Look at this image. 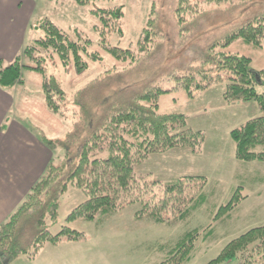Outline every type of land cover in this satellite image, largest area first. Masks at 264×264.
I'll list each match as a JSON object with an SVG mask.
<instances>
[{
  "label": "trees",
  "instance_id": "1",
  "mask_svg": "<svg viewBox=\"0 0 264 264\" xmlns=\"http://www.w3.org/2000/svg\"><path fill=\"white\" fill-rule=\"evenodd\" d=\"M93 1L73 0L78 5ZM172 1V30H167V18L163 17V10L169 11V2L153 0L133 50L112 46L107 41L112 35H123L121 6L92 11L97 19L99 46L109 57L126 65L121 69L109 68L71 96L78 117L74 131L58 140L65 150L58 158L61 162L56 160L60 164L53 165V157L49 160L21 204L0 224V264H10L21 256L32 260L47 244L81 238V232L67 225H62L56 234L49 231V224L58 217L60 199L69 187L81 190L86 202L67 215L68 224L77 220L100 224L136 202L142 203L143 212L158 223L174 225L190 218L194 210L189 208L190 204L198 198L199 205L204 179L183 177L162 187L134 174L149 154L177 148L198 153L202 148L203 133L189 130L185 115L158 112L157 99L166 91L155 83L163 77L176 81V87L182 88L188 98H193V91H202L222 78L228 80L222 94L224 102H252L261 113L230 132L234 158L239 162L264 163V85L251 68L249 58L226 51L237 40L257 49L264 46V9L219 31L212 23L216 9L207 10L202 8L203 4L220 7L233 0ZM239 1L246 4L254 0ZM38 26L43 37L25 46L7 66L3 67L0 61V89L23 85V71L39 73L45 107L62 116L69 98L54 77L44 74L42 64H72L81 73L87 69L83 58L96 62L99 57L88 53L90 41L80 33L75 32L73 39L47 19ZM172 62L171 68L165 70ZM5 127L3 123L2 132ZM48 143L44 145L52 154L55 142ZM192 187L195 192L186 193ZM245 198L238 188L229 202L218 208L215 218L227 216ZM164 209L178 213L166 219ZM198 235V230L183 233L175 249L160 264L186 262ZM207 264H264V225L228 242Z\"/></svg>",
  "mask_w": 264,
  "mask_h": 264
},
{
  "label": "rangeland",
  "instance_id": "2",
  "mask_svg": "<svg viewBox=\"0 0 264 264\" xmlns=\"http://www.w3.org/2000/svg\"><path fill=\"white\" fill-rule=\"evenodd\" d=\"M0 1L13 2L17 11L29 8L33 10L29 23L32 28L24 33L23 47L43 37L44 33L38 25L41 20L47 19L73 39H76L75 32L87 38L90 41L88 53L99 57L96 62L83 58L87 69L81 73H77L72 64L61 66L49 61L42 64L44 74L54 77L69 98L62 116L52 114L45 107L41 95L42 78L39 73L23 71L24 84L5 90L13 96L11 103L4 101L0 112V127L4 123L7 130L9 129L7 133H2L0 129V163L10 162V159H31L35 169L39 170V166H46L53 157L52 164H60L58 158L63 156L65 150L58 140L74 131L78 117L77 108L72 104L74 101L70 100L71 96L109 68L121 69L126 65L109 57L99 46V36L95 30L97 19L92 11L121 6L124 13L121 19L123 35H112L107 41L112 46L133 50L153 0H94L85 5H78L73 0ZM165 1L169 2V11L165 8L163 17L167 18V30L170 31L173 28L170 8L174 2ZM202 8L216 9L215 21L212 23L221 31L262 12L264 0H254L246 4L233 0L220 7H213L209 3L203 4ZM171 37H174V33ZM226 51L249 58L251 68L260 75L264 85V46L257 49L237 40L231 43ZM171 55L174 56L173 53ZM2 62L5 67L11 61L8 63L4 59ZM173 64L174 62L164 69H170ZM175 82L163 77L155 83L162 91H166V94L157 99L158 112L185 115L186 127L191 131L203 133L202 148L198 153H192L188 148H177L166 153L149 154L146 160L135 168L134 174L150 182L156 181L162 187L172 185L183 177L204 179L199 205L196 203L198 198L190 204L189 208L194 209L190 218L174 225L158 223L148 217V213L143 212L142 203L136 202L103 219L100 224L83 220L68 224L65 223L67 215L86 202V196L81 190L69 187L60 199L58 217L54 223L49 224V231L56 234L62 225H67L81 232L82 236L75 242L62 241L56 248H53V244H47L46 264H160L169 251L175 249L178 238L190 230H198L199 235L188 260L183 264H207L228 242L252 228L264 225V163L235 160V147L230 137L231 131L259 117L260 110L252 102L226 104L222 94L228 80L224 78L217 84L203 88L202 91H193V98H188L182 88L176 87ZM48 141L55 142L52 154L44 145L49 144ZM2 167L3 165H0V168ZM28 169L30 167H23V170ZM192 188L194 190V187ZM238 188L241 195L247 198L227 216L216 219L218 208L226 205ZM0 190L4 192L7 189L2 186ZM193 190L189 188L186 193L195 192ZM162 212L166 219L172 218L174 212L178 213L172 209H164ZM22 259L29 261L24 257L20 261ZM39 259L36 261H40Z\"/></svg>",
  "mask_w": 264,
  "mask_h": 264
},
{
  "label": "crops",
  "instance_id": "3",
  "mask_svg": "<svg viewBox=\"0 0 264 264\" xmlns=\"http://www.w3.org/2000/svg\"><path fill=\"white\" fill-rule=\"evenodd\" d=\"M32 16L33 10L31 8L23 11H17L13 7V2L0 1L1 62L2 60L6 59V61H8L9 63L15 58V56L20 54V51L23 50V48L25 47L22 46L24 33L30 27L32 28L31 24H29L30 20H32ZM11 96L13 95H10V93H7V91H3L0 89V112L2 110V104L5 100H8L11 103ZM5 113V115L7 116L8 111H6ZM8 130L7 127H5L4 132L7 133ZM31 155L33 156V154ZM2 159L7 160L5 157H2ZM26 160L27 161H17L10 159V162L0 163V165H3V167L0 168V189L2 186H5L7 189L4 192H1L0 190V224L4 222L12 212L15 211L19 203L27 195L29 188L34 184L35 181H37L46 167L44 165L42 166L43 168L39 166L40 169L36 170L35 166L32 164V160ZM23 167H30V169L23 170ZM58 246V244H55L53 245V248H56ZM46 247L47 246H44L41 249L40 252L42 253H39L35 259L29 261H23L22 259V261H20L22 257H19V259L17 258L10 264H46L45 261L47 257L45 259V252L46 250H48L46 249ZM37 259H39L40 261H36Z\"/></svg>",
  "mask_w": 264,
  "mask_h": 264
}]
</instances>
